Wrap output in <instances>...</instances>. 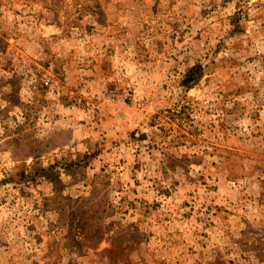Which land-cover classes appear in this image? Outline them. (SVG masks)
I'll return each mask as SVG.
<instances>
[{
    "label": "rangeland",
    "instance_id": "1",
    "mask_svg": "<svg viewBox=\"0 0 264 264\" xmlns=\"http://www.w3.org/2000/svg\"><path fill=\"white\" fill-rule=\"evenodd\" d=\"M0 264H264V0H0Z\"/></svg>",
    "mask_w": 264,
    "mask_h": 264
},
{
    "label": "trees",
    "instance_id": "2",
    "mask_svg": "<svg viewBox=\"0 0 264 264\" xmlns=\"http://www.w3.org/2000/svg\"><path fill=\"white\" fill-rule=\"evenodd\" d=\"M200 76H201V66L199 64H195L186 71L182 83L188 89L198 80Z\"/></svg>",
    "mask_w": 264,
    "mask_h": 264
}]
</instances>
